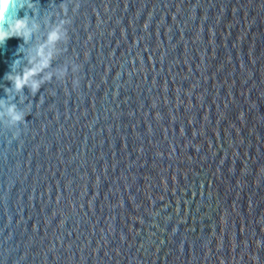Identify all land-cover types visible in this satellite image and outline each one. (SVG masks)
<instances>
[{"label":"water","instance_id":"obj_1","mask_svg":"<svg viewBox=\"0 0 264 264\" xmlns=\"http://www.w3.org/2000/svg\"><path fill=\"white\" fill-rule=\"evenodd\" d=\"M38 2L80 68L0 120V264H264V0Z\"/></svg>","mask_w":264,"mask_h":264},{"label":"clouds","instance_id":"obj_2","mask_svg":"<svg viewBox=\"0 0 264 264\" xmlns=\"http://www.w3.org/2000/svg\"><path fill=\"white\" fill-rule=\"evenodd\" d=\"M76 7L78 5L73 7V11ZM59 8L64 12L63 17L54 10L41 16L38 0H0V45L13 36L20 37L23 41L16 49L17 54L23 55H18L12 61L10 71L3 77V80L10 82V86L0 84L5 93V96L0 97V120L9 127L26 122L25 117L30 113L32 106L29 96H35L54 78L63 82L69 71L76 73L80 68V65L70 58H66L64 63L59 65L53 63L66 51L61 44H66L68 40L66 25L71 22L67 15L68 4L61 3ZM21 9L25 10L23 16L18 15ZM29 9L31 15L28 14ZM53 15L57 17L55 22L50 19ZM42 23L45 29L43 32ZM78 84L79 79L73 76V87ZM26 88L28 95L25 94ZM20 104H23V107H20ZM17 135L19 129L13 133V136Z\"/></svg>","mask_w":264,"mask_h":264}]
</instances>
